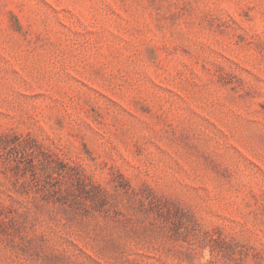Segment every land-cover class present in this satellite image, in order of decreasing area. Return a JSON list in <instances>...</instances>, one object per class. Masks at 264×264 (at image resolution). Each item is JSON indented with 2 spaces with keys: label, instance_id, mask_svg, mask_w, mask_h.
Wrapping results in <instances>:
<instances>
[{
  "label": "rangeland",
  "instance_id": "rangeland-1",
  "mask_svg": "<svg viewBox=\"0 0 264 264\" xmlns=\"http://www.w3.org/2000/svg\"><path fill=\"white\" fill-rule=\"evenodd\" d=\"M0 264H264V0H0Z\"/></svg>",
  "mask_w": 264,
  "mask_h": 264
}]
</instances>
